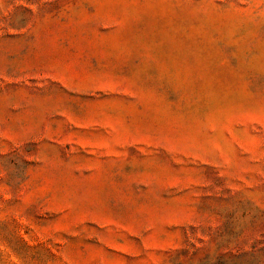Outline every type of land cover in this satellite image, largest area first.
<instances>
[{
  "label": "rangeland",
  "instance_id": "obj_1",
  "mask_svg": "<svg viewBox=\"0 0 264 264\" xmlns=\"http://www.w3.org/2000/svg\"><path fill=\"white\" fill-rule=\"evenodd\" d=\"M0 264H264V0H0Z\"/></svg>",
  "mask_w": 264,
  "mask_h": 264
}]
</instances>
